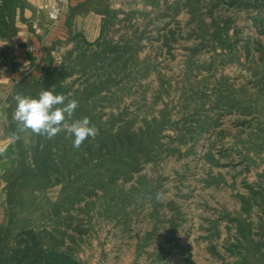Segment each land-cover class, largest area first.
I'll use <instances>...</instances> for the list:
<instances>
[{
    "label": "rangeland",
    "instance_id": "1",
    "mask_svg": "<svg viewBox=\"0 0 264 264\" xmlns=\"http://www.w3.org/2000/svg\"><path fill=\"white\" fill-rule=\"evenodd\" d=\"M195 3V0L191 2L193 6ZM118 32L123 34L128 46L123 53L126 64L123 61L121 66L108 67L116 76L115 83L101 86L102 97L91 103V109L97 114L85 113L84 117L97 129L113 132L117 125H124L131 133L152 123L159 130L154 132L151 141L143 143L153 142V145L143 149L148 152L138 157L141 160L137 171L113 181L105 190H98L99 198H88L95 203L81 204L83 207L78 210L74 209L76 202H64L65 205L61 202L63 196L75 194L80 184L83 187L82 182L70 176L61 182L55 178L50 181L38 172L37 178L17 187L19 204L13 208L16 221L7 233L33 226L44 235V243L69 250L83 264H188L194 257L188 252L192 244L186 242L191 237L183 234V227L195 228V220L203 214V205L204 208L214 207L211 182L236 180L241 192L247 176L243 166L233 170L234 165L226 168L217 164L222 161L221 164L242 165L245 158L237 157L236 152L229 158L218 156L217 150L227 147V143L208 130L211 124L205 103L201 102L206 96L202 99L194 72L198 65L206 67L207 63L202 65L201 59L211 58L215 50L205 42L209 34L203 32L204 45L197 51L195 30L191 28H114L108 31L112 37L109 40L115 41ZM166 42H169L168 47ZM192 46L189 53L187 50ZM185 54H192V59L188 64L189 74L185 70L183 76L187 66L183 61ZM61 62L64 67L56 72L66 75L62 81L71 84V91L78 90L83 80L80 58L76 53L69 55L65 51L53 67ZM250 98L246 101L250 102L247 108L259 115V102L264 103V94L253 93ZM78 108L74 112L75 120L79 119L78 112H82ZM229 126L224 125L228 133ZM238 130L232 129L230 134L239 137ZM34 140L35 134L30 133L19 142L21 146H31ZM139 145H136L137 150L142 149ZM237 145L241 146L238 150H242L243 140ZM66 162L73 167L70 160ZM35 188L44 190L43 198L39 194L35 195L37 199L34 197ZM169 216L174 221L167 225L171 233L176 231L162 237V219ZM155 244L161 245V254L154 248Z\"/></svg>",
    "mask_w": 264,
    "mask_h": 264
},
{
    "label": "crops",
    "instance_id": "2",
    "mask_svg": "<svg viewBox=\"0 0 264 264\" xmlns=\"http://www.w3.org/2000/svg\"><path fill=\"white\" fill-rule=\"evenodd\" d=\"M43 1L0 0V35L6 40L0 52V244L12 245L19 232L33 227L7 233L16 221L13 208L19 204L13 184L20 181V169L32 165L29 154L33 144L21 146L19 142L30 132H19L12 118L14 97H32L29 87L81 39L110 41L108 31L114 28H191L197 51L204 45L203 32L209 34L205 42L215 50L210 59H201L206 67L198 65L194 73L202 99L206 96L201 102L207 108L212 128L208 130L227 143L217 155L229 158L236 152L237 157L245 158L242 165L217 164L233 170L243 166L247 176L241 192L236 180L211 182L214 207L204 208L203 201V214L195 220V228L183 227V234L191 237L186 242L192 244L188 252L194 257L188 264H264V103L259 102L257 115L246 102L253 93L264 94V0H195L194 6L193 0H69L55 23L42 11ZM117 34L110 42L124 46L123 34ZM184 57L183 76L185 70L189 74L192 54ZM225 124L230 125L229 133ZM232 129H239V137L230 134ZM240 139L242 150L237 145ZM43 191L35 188L34 197L39 194L43 198ZM162 221V237L176 231L171 233L167 225L174 221L170 216ZM154 246L161 252V245Z\"/></svg>",
    "mask_w": 264,
    "mask_h": 264
},
{
    "label": "trees",
    "instance_id": "3",
    "mask_svg": "<svg viewBox=\"0 0 264 264\" xmlns=\"http://www.w3.org/2000/svg\"><path fill=\"white\" fill-rule=\"evenodd\" d=\"M127 47L100 38L93 43L81 39L73 50L67 52L69 55L76 53L82 63L81 87L71 91V84L63 83L62 79L66 75H59L56 72L60 67H64V62H61L58 66L46 69L41 80L29 87V94L33 98H38L43 89H52L55 94H64L68 99L79 100L78 110L82 111L77 114L79 119H82L85 113L93 116L97 113L92 110L93 108L91 109V103L93 99L102 97L101 86L105 83H115L116 76L107 69L117 64L121 66L123 61V64H126L123 53ZM101 68L105 70L101 71ZM74 117L75 115L72 120H75ZM124 127L117 125L114 132L98 128V135L86 139L78 149L73 147L74 137L66 130L52 139L35 134L29 154L32 165L20 169V181L13 184L15 195L18 186L37 178V173L40 172L49 180L55 178V181L61 182L70 176L83 183V187L80 184L75 194L69 197L63 196L61 202L63 205L64 202L69 204L76 202L77 208L74 209L78 210L83 207L81 204H94L95 202L92 203L88 198H99L96 196L98 190L109 188L108 185L113 181L129 177L139 169L141 159L138 157L148 152L143 149H149L148 147L153 145V142L147 145L143 142L151 141L154 132L159 130L152 123H147L145 128L131 133ZM138 143L142 149L137 150ZM124 149L127 151H123ZM143 156H145L143 158L147 157V155ZM67 160H70L73 167L67 164ZM39 233L38 229L31 227L19 232L14 237L12 245L0 244V264H83L69 250H60L47 242L44 243L42 241V238L45 239L44 235L41 236Z\"/></svg>",
    "mask_w": 264,
    "mask_h": 264
},
{
    "label": "clouds",
    "instance_id": "4",
    "mask_svg": "<svg viewBox=\"0 0 264 264\" xmlns=\"http://www.w3.org/2000/svg\"><path fill=\"white\" fill-rule=\"evenodd\" d=\"M14 99L16 108L12 118L19 132H30L52 139L66 130L74 137L73 147L77 149L86 139L98 135V129L89 118L72 120L78 101L68 99L64 94L43 89L38 98L17 94Z\"/></svg>",
    "mask_w": 264,
    "mask_h": 264
},
{
    "label": "built area",
    "instance_id": "5",
    "mask_svg": "<svg viewBox=\"0 0 264 264\" xmlns=\"http://www.w3.org/2000/svg\"><path fill=\"white\" fill-rule=\"evenodd\" d=\"M69 0H44L42 11L50 22H57L63 14ZM6 40L0 35V52L5 48Z\"/></svg>",
    "mask_w": 264,
    "mask_h": 264
}]
</instances>
